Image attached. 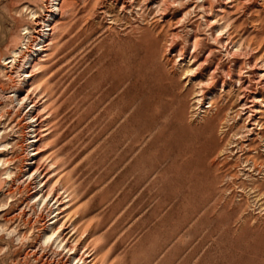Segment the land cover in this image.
Returning <instances> with one entry per match:
<instances>
[{"label": "rangeland", "instance_id": "obj_1", "mask_svg": "<svg viewBox=\"0 0 264 264\" xmlns=\"http://www.w3.org/2000/svg\"><path fill=\"white\" fill-rule=\"evenodd\" d=\"M55 1L0 0V264H264V169L245 162L263 160L264 142L226 76L243 69L264 101V0H205L217 18L200 0H61L59 16ZM41 180L52 195L40 203ZM53 205L66 208L64 252L42 238Z\"/></svg>", "mask_w": 264, "mask_h": 264}, {"label": "bare ground", "instance_id": "obj_2", "mask_svg": "<svg viewBox=\"0 0 264 264\" xmlns=\"http://www.w3.org/2000/svg\"><path fill=\"white\" fill-rule=\"evenodd\" d=\"M195 1H198V0H195ZM200 1H202V3H201V5H200V7H202L203 9V11H205V16H207V17H209V18H211L212 16L214 17V18H217V16H219V15H212V8L210 7V6H208L207 5V7H205L204 5L206 4V1L205 0H200ZM214 1H216V0H214ZM230 1V0H229ZM248 1V0H247ZM56 2V1H55ZM191 2V1H190ZM218 3V2H217ZM199 4V3H198ZM225 4H227V3H225ZM61 0H57V2L53 5V9H54V12H55V14H56V16H59L60 14L62 15V9L64 8H62L61 9ZM66 5V4H65ZM70 5L72 6V4H71V2H70ZM70 6V7H71ZM261 6V5H260ZM65 7H67V5L65 6ZM69 7V6H68ZM198 8H199V6H198ZM64 9H66V8H64ZM224 9V8H223ZM69 11V10H68ZM214 12V11H213ZM216 12V11H215ZM66 13V12H65ZM64 13V14H65ZM222 13L224 14V16L225 15H227V13L226 12H224V11H222ZM263 13V12H262ZM221 15V14H220ZM223 17V16H222ZM203 18V17H202ZM221 18V17H220ZM217 20V19H216ZM216 20H214V22L212 23V24H214L215 22H216ZM219 20V19H218ZM49 21H52V22H54V17H52V16H49V19H48V21H47V25L46 26H44V27H46L43 31H42V35L39 37V40H38V43H37V45H36V47H37V50H34L33 51V54L34 55H36L38 58H40L42 55L44 56L45 54H46V52H47V47H48V42H49V37H50V34L52 35V27H51V25H53V24H51L50 25V23H49ZM205 21V20H204ZM258 21V20H257ZM210 22V21H209ZM209 25V24H208ZM54 26V25H53ZM214 27H215V25H214ZM237 27V26H236ZM210 28V27H209ZM235 28V27H234ZM53 29H54V27H53ZM218 30V29H217ZM216 30V31H217ZM55 31V30H54ZM212 31V30H211ZM219 34H221V33H219ZM213 35V34H212ZM194 39V38H193ZM51 41V40H50ZM218 41V42H217ZM217 41H215V43L217 42L220 46H222L223 48L222 49H224V51L225 52H227L228 54L230 53L231 54V49H232V47H231V49H227V46H225V45H223V38L222 37H219L218 38V40ZM232 45H233V47H234V43H231ZM253 44V43H252ZM195 47H197V46H195ZM243 47V46H242ZM235 50V49H234ZM238 50V49H237ZM237 50H235V51H237ZM234 51V52H235ZM47 55V54H46ZM31 56V55H30ZM30 59V58H29ZM179 59V58H178ZM256 59V58H255ZM254 59V60H255ZM38 60V59H37ZM40 61H41V59H39ZM179 61V60H178ZM39 62V61H38ZM263 63V62H262ZM28 64H29V72H23V79H21V83H22V85H24L25 87H26V89H28L27 88V86H32V84H33V74H32V69L33 68H35V66H36V61H35V59H31V61L30 62H28ZM261 64V63H260ZM247 67H248V69H249V76L250 77H252V75H253V71H252V68H251V66L250 65H246ZM28 68V67H27ZM203 70V69H202ZM242 70L243 69H241V68H237V71H236V73L234 72V73H232V72H227L226 73V76L228 77V79H229V82L230 83H232L233 85H235L236 83L238 84V88L236 89L237 91H236V93H237V98L238 99H236L237 101H239V103H238V105H237V107H241V110L244 112V111H247L248 113V115H247V117H246V119H245V121H246V124H248V125H251V126H255L256 127V129L255 130H258V132H256V136H259V138L262 140V142H264V101H262V99H258V98H256L255 96H256V94H258V93H256V92H253V89H252V85H251V83H252V80L251 79H249L248 77H246V78H248V80H247V83H248V85L247 86H245L244 87V82H246V81H242V79H243V72H242ZM244 71V70H243ZM186 73H188V72H191V70H187V71H185ZM193 73V72H192ZM245 73H248V72H245ZM39 74V73H38ZM190 74V73H189ZM255 74V73H254ZM188 75V74H187ZM211 75V74H210ZM221 75V74H220ZM246 75H248V74H246ZM212 76V75H211ZM260 76V75H259ZM254 77V76H253ZM264 80V79H263ZM246 83V84H247ZM222 88H223V85L225 84L223 81H222ZM260 84H262V82L260 83ZM35 85V84H34ZM215 85V84H214ZM257 86V85H256ZM31 88V87H30ZM29 88V89H30ZM254 88V87H253ZM28 89V90H29ZM36 91V90H35ZM255 91V90H254ZM34 92V91H33ZM32 92V93H33ZM16 93H18V92H16ZM260 94H262V93H260ZM207 95V93H206V91H204L203 89H202V87L199 89V91H198V95H196L197 97H198V100H196L197 101V104H201L202 103V101H203V99L205 98V96ZM30 97H28L27 95L25 96V97H23V98H21L20 100H18V99H15V102L16 103H19V104H24V102H26V101H29L30 99H29ZM37 98V97H36ZM32 99V98H31ZM13 101V100H12ZM11 101V102H12ZM232 102V101H231ZM30 103V102H29ZM220 103V102H219ZM218 103V104H219ZM18 104V106H20ZM24 106V105H23ZM216 106H215V102L214 101H210L209 102V108H215ZM22 108V107H21ZM262 108V109H261ZM36 109H37V107H36V105L35 104H32L31 105V108H30V110L27 112V117L29 118V122H28V125H27V129H28V132H27V135H28V138H27V143H26V145H27V151H28V159L26 160V172H24L25 173V175H27V176H29V177H31L32 178V180H34V177H35V175H37V173H38V168H37V163L39 162L38 160H40L41 158H40V155H41V153L39 152V144L41 143V134H40V132H39V128H40V124H39V121H38V117H36V115L34 116V113H35V111H36ZM196 109V108H195ZM232 109V108H231ZM241 111V112H242ZM204 113V112H203ZM240 116V115H239ZM243 116V115H242ZM26 117V118H27ZM223 118H225L224 116H223ZM235 118V117H234ZM227 119H229V118H227ZM219 120V119H218ZM232 120V119H231ZM230 120V121H231ZM203 121V120H202ZM222 120H220V123L218 124L219 125V127L222 125V122H221ZM219 122V121H218ZM224 122V121H223ZM45 123V122H44ZM230 123V122H229ZM180 126V125H179ZM228 126H231V125H228ZM19 127V126H18ZM47 127V126H46ZM254 127V128H255ZM227 129V128H226ZM248 129V128H247ZM42 130V129H41ZM229 130H231L230 128H229ZM234 130V129H233ZM253 128L252 129H250L249 131H248V135L249 134H251V135H253ZM232 131V130H231ZM223 132V131H222ZM223 133H225V132H223ZM239 134V133H238ZM242 134V133H241ZM222 135V134H221ZM220 135V136H221ZM228 135H230V133L228 134ZM247 135V136H248ZM234 136H237L238 137V135L237 134H234ZM228 137V136H227ZM247 138V137H246ZM233 139V138H232ZM241 139V138H240ZM222 140V139H221ZM241 140H243V139H241ZM235 141V140H234ZM238 141H239V139H238ZM43 142V141H42ZM236 142V141H235ZM242 143V142H241ZM229 144V143H228ZM239 144V143H238ZM248 144V143H247ZM240 146H241V144H240ZM246 146V145H245ZM228 147V146H227ZM245 148V147H244ZM238 149V148H237ZM236 149V150H237ZM247 149L249 150V151H251L252 150V152L253 151H257V147H254V145H247ZM263 149H264V147H263ZM223 150H224V148H223ZM230 150V149H229ZM220 151V150H219ZM232 151H234V150H232ZM218 152V151H217ZM223 153H226V152H224V151H222ZM229 152V151H228ZM218 156H219V152H218ZM40 158V159H39ZM251 162V164H252V167L254 168V169H256L257 168V166L259 165V166H261V167H263L262 169H264V158H263V160L260 162V163H258V161L256 160V159H254V158H252V157H248V158H246L245 159V162L247 163V162ZM195 162V161H194ZM216 164V163H215ZM239 164V163H238ZM239 166V165H238ZM244 167V166H243ZM234 168V167H233ZM242 168V167H241ZM251 169V168H250ZM235 170V169H234ZM24 171H25V169H24ZM218 172V171H217ZM263 174H264V171L262 172ZM9 174V173H8ZM9 175H11V174H9ZM43 177V176H42ZM47 177V176H46ZM14 178V177H13ZM42 179V178H41ZM221 179V178H220ZM36 180V179H35ZM50 181V180H49ZM49 181L48 180H41V181H39L38 182V185H39V188L40 189H38V188H36V192L34 193L35 195L32 197V198H34V199H37V200H39V202L41 203V201H47L48 200V198L52 195L50 192H47V190H48V187H50V186H48V184H49ZM47 187V188H46ZM51 188V187H50ZM45 189H47V190H45ZM257 190V189H256ZM54 191V190H53ZM258 191H260V190H258ZM53 197H54V195H53ZM68 198V197H67ZM66 198V199H67ZM33 199V200H34ZM50 200V199H49ZM60 200V199H59ZM59 200H57V202L59 201ZM56 201V200H55ZM38 202V201H37ZM49 202V201H48ZM57 202H55V203H57ZM68 202V201H67ZM58 204V203H57ZM65 204V203H64ZM67 204V203H66ZM54 206V205H53ZM64 206H66V205H64ZM63 205H62V207H64ZM55 207V206H54ZM52 209V208H51ZM64 209H66V208H64ZM64 209H62L61 207H60V205L59 206H57V207H55V209L53 210V212L55 213V215H53L54 217L52 218V219H50V223L48 224V226H47V229H48V233H45L44 234V237H42L43 239H45V241L46 242H48L49 243V241H51V240H54V243L55 242H57V241H59V246H61V247H63V252H64V249H67V245H65V243L66 242H68V241H66V242H64V240H65V238L63 239V237H62V235H61V232H63V231H61V225H60V223H59V221H60V218H59V216L61 215V214H63L64 212H65V210ZM67 212V211H66ZM53 213V214H54ZM67 216V215H66ZM65 218V217H64ZM63 220V219H62ZM66 222V221H65ZM63 224H65V223H63ZM71 225V224H70ZM75 225V224H74ZM64 226V225H63ZM92 230V229H91ZM63 234V233H62ZM64 236V235H63ZM77 236V235H76ZM86 236V235H85ZM87 237V236H86ZM77 238V237H76ZM42 239V240H43ZM69 239V238H68ZM67 240V239H66ZM78 242V241H77ZM45 243V242H44ZM48 243H46V244H48ZM51 243V242H50ZM53 243V244H54ZM56 246H57V243H56ZM58 246V247H59ZM68 246H69V244H68ZM74 247V246H73ZM56 248V247H55ZM60 248V247H59ZM59 248H58V250H59ZM75 248V247H74ZM61 249V248H60ZM61 250V251H62ZM76 250V249H75ZM78 250V249H77ZM67 251H69V252H71V254H74L75 253V251L72 253V248L70 249V248H68V250ZM78 252V251H77ZM95 253H96V251H94ZM94 253V254H95ZM67 254V253H66ZM83 254H85V253H83ZM88 254V253H87ZM78 255H79V253H78ZM82 255V254H81ZM72 256H74V255H72ZM83 256V255H82ZM77 257L76 259H77V263H75V264H89V263H91V261L92 260H90V261H86V259L85 258H83V257ZM93 256V255H92ZM75 257V256H74ZM86 257H89V258H91V256L88 254V256H86ZM94 257H92L91 259H93ZM76 259H74V260H76ZM88 259V258H87ZM94 260V259H93Z\"/></svg>", "mask_w": 264, "mask_h": 264}]
</instances>
